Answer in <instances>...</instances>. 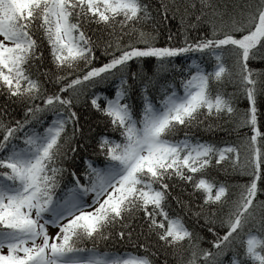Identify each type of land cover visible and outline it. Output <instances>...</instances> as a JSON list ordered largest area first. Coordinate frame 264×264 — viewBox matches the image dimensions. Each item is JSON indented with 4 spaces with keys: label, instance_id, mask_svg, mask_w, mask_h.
<instances>
[{
    "label": "snow or ice",
    "instance_id": "snow-or-ice-1",
    "mask_svg": "<svg viewBox=\"0 0 264 264\" xmlns=\"http://www.w3.org/2000/svg\"><path fill=\"white\" fill-rule=\"evenodd\" d=\"M262 104L264 0H0V264H264Z\"/></svg>",
    "mask_w": 264,
    "mask_h": 264
},
{
    "label": "trees",
    "instance_id": "trees-1",
    "mask_svg": "<svg viewBox=\"0 0 264 264\" xmlns=\"http://www.w3.org/2000/svg\"><path fill=\"white\" fill-rule=\"evenodd\" d=\"M161 31H164L163 29H160ZM165 35L167 34L166 32L164 33ZM164 37L162 36L161 37V40L163 39ZM239 107L241 109H243L244 107H246V103L244 101H241L240 104H239ZM260 111H264V104L261 105L260 107ZM191 135H195V136H203V138L205 139H209V138H213L212 137V133H209V132H206L203 130V128L201 127L199 130H197L196 128H193L191 133ZM217 136L218 137H223V133H217ZM176 191H179V189H177ZM103 242L100 243V247L103 248ZM205 246H207L205 244ZM169 260H170V264H176L175 260L170 256L169 257Z\"/></svg>",
    "mask_w": 264,
    "mask_h": 264
},
{
    "label": "rangeland",
    "instance_id": "rangeland-1",
    "mask_svg": "<svg viewBox=\"0 0 264 264\" xmlns=\"http://www.w3.org/2000/svg\"><path fill=\"white\" fill-rule=\"evenodd\" d=\"M50 231H54L53 229H50Z\"/></svg>",
    "mask_w": 264,
    "mask_h": 264
}]
</instances>
